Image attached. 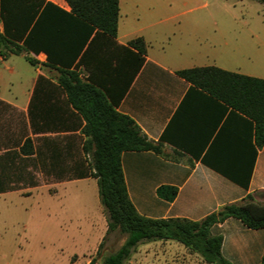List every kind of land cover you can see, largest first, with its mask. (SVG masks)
I'll return each instance as SVG.
<instances>
[{
	"label": "crops",
	"instance_id": "obj_1",
	"mask_svg": "<svg viewBox=\"0 0 264 264\" xmlns=\"http://www.w3.org/2000/svg\"><path fill=\"white\" fill-rule=\"evenodd\" d=\"M41 5L33 27L37 52L31 48L0 57V173L5 184L18 186L0 194L49 184L66 191L71 183L96 181L78 177L88 164L81 151L84 136L76 110L56 82L57 71L45 65L49 57L77 68L82 77L90 74L103 88L120 91L117 111L131 117L148 139L160 141V153L121 154L127 193L138 213L198 220L248 193L264 203V144L255 145L252 121L176 73L213 65L264 78L231 60L236 37L207 33L205 23L192 18L171 25L165 19L160 28L135 23L122 11L121 0L116 35L110 37L89 33L69 19L65 0H42ZM173 29L178 35L166 41ZM139 36L146 45L142 62L128 45ZM160 185L176 186L174 199L158 197ZM211 233L222 236L221 252L229 264L259 263L264 227L251 229L228 217Z\"/></svg>",
	"mask_w": 264,
	"mask_h": 264
},
{
	"label": "trees",
	"instance_id": "obj_2",
	"mask_svg": "<svg viewBox=\"0 0 264 264\" xmlns=\"http://www.w3.org/2000/svg\"><path fill=\"white\" fill-rule=\"evenodd\" d=\"M69 19L93 30L115 37L119 16V0H65ZM264 6V0H257ZM42 0H0V57L20 54L33 46V27ZM21 42V44L19 43ZM142 62L146 45L142 37L128 41ZM37 65L38 60L25 55ZM46 66L57 71L56 82L66 94L67 102L76 110L78 128L84 136L82 154L89 163L78 177L96 179L98 197L106 213V234L119 230L125 234L121 245L103 257L102 264H124L134 248L152 240H175L197 253L208 264H229L222 255V236L212 234L211 227L228 217L239 219L251 229L264 227V203L248 193L240 201L219 206L198 220L184 217L153 218L138 213L131 202L121 166V154L128 150H152L160 153V141L148 139L137 123L116 109L120 91L103 88L95 77L80 75L77 68L55 63L47 57ZM176 73L195 87L207 92L231 109L248 117L254 128V142L264 144V78L224 70L220 67L198 66L183 68ZM41 77V76H40ZM29 140L26 141L28 143ZM4 183L0 173V192L16 189ZM174 185L156 188L158 197L171 201L177 194ZM100 241L97 254H100ZM88 264H95L92 258ZM258 264H264V250Z\"/></svg>",
	"mask_w": 264,
	"mask_h": 264
},
{
	"label": "rangeland",
	"instance_id": "obj_3",
	"mask_svg": "<svg viewBox=\"0 0 264 264\" xmlns=\"http://www.w3.org/2000/svg\"><path fill=\"white\" fill-rule=\"evenodd\" d=\"M121 5L127 18L142 25L160 28L165 19L171 25L192 18L205 23L207 33L236 37L231 60L264 76V6L257 0H121ZM177 35L173 29L165 40ZM124 238L119 230L106 234L93 179L71 183L66 191L49 184L0 194V264H88L92 258L102 264ZM124 264L208 263L175 240H152L139 243Z\"/></svg>",
	"mask_w": 264,
	"mask_h": 264
}]
</instances>
